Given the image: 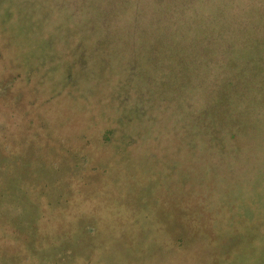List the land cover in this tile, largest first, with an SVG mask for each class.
Returning <instances> with one entry per match:
<instances>
[{"label": "rangeland", "instance_id": "rangeland-1", "mask_svg": "<svg viewBox=\"0 0 264 264\" xmlns=\"http://www.w3.org/2000/svg\"><path fill=\"white\" fill-rule=\"evenodd\" d=\"M0 264H264V0H0Z\"/></svg>", "mask_w": 264, "mask_h": 264}, {"label": "trees", "instance_id": "trees-1", "mask_svg": "<svg viewBox=\"0 0 264 264\" xmlns=\"http://www.w3.org/2000/svg\"><path fill=\"white\" fill-rule=\"evenodd\" d=\"M235 137V136H234ZM225 217L226 218H228V217H230V216H228V214H226L225 215ZM187 220H191L190 218H188ZM193 227L195 228L196 226H193L191 223L190 224H185V225H183V229H185V235L187 236V239H185V235L184 236H182V241H183V243L184 242H186L187 243V245H189V243H194V242H197L198 241V239L196 238L197 237V234L195 233V234H193L192 233V236L189 234V233H187V228H190V230H193ZM178 229H180V227L178 226ZM198 231H200V229L198 230ZM56 234L57 235H59L60 237H65L66 236V230L64 229V228H62V229H59L58 228V231H57V233H54V234H52V235H49L50 236V240L52 241V238H55V236H56ZM200 235V234H199ZM49 241V240H48ZM48 241H45V242H48ZM56 240H54V242H48V243H44V245L45 246H47V248L49 249L52 245H54V244H56ZM54 243V244H53ZM52 244V245H51ZM42 246H43V244H39V248L40 249H42Z\"/></svg>", "mask_w": 264, "mask_h": 264}]
</instances>
